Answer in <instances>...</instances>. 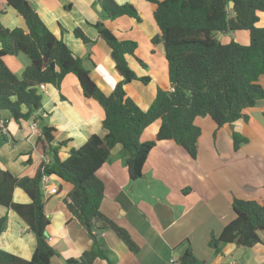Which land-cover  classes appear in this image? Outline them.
Masks as SVG:
<instances>
[{
    "label": "crops",
    "instance_id": "crops-1",
    "mask_svg": "<svg viewBox=\"0 0 264 264\" xmlns=\"http://www.w3.org/2000/svg\"><path fill=\"white\" fill-rule=\"evenodd\" d=\"M29 2L72 53L84 58L92 79L105 93L111 90L106 77L110 75L119 80L120 76L109 47L94 26L98 21H104L119 39L138 43L137 57L129 56V64L138 75H149L151 80L148 84L134 80L125 88L143 109L152 103L159 87L170 89L164 46L154 45L151 40L158 33V27L147 1L116 0L118 4L131 2L139 12L140 21L128 16L104 19L98 0ZM0 21L9 28H26L24 18L7 5L6 0H0ZM258 25L264 27V12H259ZM76 28L93 43H85L76 37ZM247 33L239 31L234 36L247 43ZM222 38L227 41V36L222 35ZM3 59L18 77H22L30 64L24 54L6 55ZM259 83L264 87V76L260 77ZM39 92L42 108L37 115L55 128V140L63 142L60 147L62 159L72 149L81 147L92 134H105L103 108L83 96L74 74L66 75L61 90L48 83L39 88ZM245 113L246 118L219 128L210 117H197L195 123L202 129V134L196 158L172 140L160 141L150 151L143 174L137 180L130 179L126 165L128 151L117 144L96 172L105 187L101 211L129 230L139 249L132 251L113 230L95 228L93 233L104 246L110 263L97 260L94 264H173L174 256L181 264L179 256L186 251L199 260H209V264H226L224 256L229 254L234 258L227 259V264H264V239L261 237L260 243L252 248L225 244L218 253L210 245L211 240L218 238L222 229L236 217L232 207L234 198L264 203V98L258 99ZM0 117H8V114L0 111ZM33 122V117L20 123L10 120L6 126L8 133L3 134L0 130V166L17 177L34 176L41 163L50 160L49 153L36 144L39 134L32 129ZM160 124V120H156L148 126L141 141L153 140ZM233 132L248 139L238 149L234 147ZM55 185L56 194L46 195L42 188L45 212L50 220L46 231L56 252L50 264H67L68 258H78L91 249L94 241L64 203V197L73 185L52 176L48 186ZM13 198L18 203L31 202L20 187L15 188ZM2 216L7 217V224L1 236V247L30 259L36 247L35 234L15 211L0 205Z\"/></svg>",
    "mask_w": 264,
    "mask_h": 264
},
{
    "label": "trees",
    "instance_id": "trees-1",
    "mask_svg": "<svg viewBox=\"0 0 264 264\" xmlns=\"http://www.w3.org/2000/svg\"><path fill=\"white\" fill-rule=\"evenodd\" d=\"M145 1L150 4L158 27V33L151 40L154 45L164 46L170 83V89H157L147 109H143L125 88L134 80L144 84L151 80L149 75H138L129 64V56L137 57L136 41L119 39L104 21L94 24L109 47L120 76L119 80L110 75L106 77L111 89L107 94L92 79L84 58L75 56L48 28L29 0H6L7 5L24 18L26 28H9L0 21V111L8 114V117H0V123L7 126L10 120L20 123L31 117L40 120L36 144L49 153L50 160L43 161L34 176L17 177L0 166V205L15 211L36 236V247L30 259L4 250L1 236L7 217H0V264H50L56 253L44 234L50 224L43 200L44 175L57 176L73 185L64 197V203L94 241L91 249L78 258H68L67 264H94L97 260L110 263L104 246L93 233L95 228L113 230L137 252L139 247L131 232L101 211L105 187L96 172L109 159L112 149L121 144L128 151L126 165L130 179L137 180L143 174L150 151L158 142L172 140L196 158L202 134V129L195 123L197 117L208 116L219 128L246 118V109L264 98V87L259 83L260 77L264 76V27L258 25L259 12H264V0H234L233 8L229 7L231 0ZM98 2L104 19L128 16L141 20L131 2ZM239 31L248 32L247 43L218 39L219 34L226 36ZM74 34L85 43H93L79 28ZM19 54L30 59L22 77L12 72L3 59L6 55ZM69 73L77 77L83 96L103 108L105 134H92L81 147L72 149L62 159L60 147L63 142L55 140V128L37 115L42 108L39 88L49 83L61 90L62 81ZM156 120L161 124L155 138L141 141L144 130ZM232 135L235 149L248 140L237 132ZM16 187L29 195L30 203L14 201ZM232 207L236 217L222 229L218 238L210 242L215 252L221 251L222 244L252 248L260 243L258 232L264 231V203L234 198ZM179 259L181 264H209V260H199L188 251Z\"/></svg>",
    "mask_w": 264,
    "mask_h": 264
},
{
    "label": "built area",
    "instance_id": "built-area-1",
    "mask_svg": "<svg viewBox=\"0 0 264 264\" xmlns=\"http://www.w3.org/2000/svg\"><path fill=\"white\" fill-rule=\"evenodd\" d=\"M40 88H44V84H42L40 86ZM32 129L34 130L35 133H38L40 134V129L38 128V121L35 120V122H33L32 124ZM0 130H2V133L3 134H7V128L6 126L3 124V122L0 123ZM48 162V161H47ZM51 181V176L49 175H44L43 178H42V188L45 190V193L46 195H49V194H56L57 193V186H53V187H50L48 186V183ZM48 186V187H47ZM172 263L173 264H180L178 262V258L176 256L173 257L172 259Z\"/></svg>",
    "mask_w": 264,
    "mask_h": 264
},
{
    "label": "rangeland",
    "instance_id": "rangeland-1",
    "mask_svg": "<svg viewBox=\"0 0 264 264\" xmlns=\"http://www.w3.org/2000/svg\"><path fill=\"white\" fill-rule=\"evenodd\" d=\"M243 32H246L247 33V31H243ZM248 34V33H247ZM227 36V41H230L231 39H236L237 40V37L236 36H234V33L233 34H227L226 35ZM240 41H241V38H240ZM246 42H248V41H246ZM134 69V68H133ZM135 70V69H134ZM258 234H259V237H261L262 239H264V231H259L258 232ZM261 240V239H260ZM222 245H225V244H222ZM243 249V248H242ZM246 251V249H243V252H245ZM231 257V254H229V255H227V256H224V261L226 262V264H227V259H229ZM234 257H231L230 259H233Z\"/></svg>",
    "mask_w": 264,
    "mask_h": 264
},
{
    "label": "water",
    "instance_id": "water-1",
    "mask_svg": "<svg viewBox=\"0 0 264 264\" xmlns=\"http://www.w3.org/2000/svg\"><path fill=\"white\" fill-rule=\"evenodd\" d=\"M234 4H235L234 0H231V1L229 2V7H230V8H233ZM99 7L102 8L101 5H99ZM222 35H223V34H219L218 39H221V38H222ZM44 234H45V236H47V237L49 236V234H48L47 231H45Z\"/></svg>",
    "mask_w": 264,
    "mask_h": 264
}]
</instances>
